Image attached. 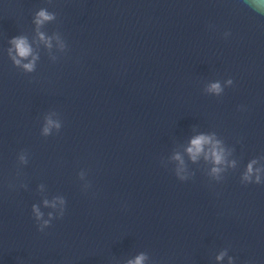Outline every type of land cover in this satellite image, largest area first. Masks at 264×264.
I'll use <instances>...</instances> for the list:
<instances>
[{
  "label": "clouds",
  "instance_id": "obj_1",
  "mask_svg": "<svg viewBox=\"0 0 264 264\" xmlns=\"http://www.w3.org/2000/svg\"><path fill=\"white\" fill-rule=\"evenodd\" d=\"M247 3L251 8H253V10L264 14V0H247ZM56 19L57 15L55 12H50L47 8H40L35 12L32 22L35 25V31L38 39L44 42L48 49L53 47L52 41L54 39L59 45L60 53H63L67 49V43L62 35L57 31L53 32L51 36H48L45 32L41 31V28L48 23L56 21ZM227 35L228 33H225V36ZM9 43L12 47L7 49V55L12 61L13 66L21 69L24 73L35 72L40 56L38 53H34L33 48L29 44L28 38L24 35L15 36L9 40ZM51 60L56 61L57 56H52ZM232 85L233 80L231 78L224 81L223 86L220 81L210 82L205 86L204 91L210 95L220 96L224 92V87ZM53 115L58 116V114L54 112L44 117V124L41 129V135L44 137L51 135L53 133V129H55L56 132H59L62 127L61 120L59 118L53 119ZM186 152L192 162H196L201 155L205 161H209L212 164V167L208 176L210 179L215 181L222 180L223 175L221 174L227 171L226 167H221L222 165L227 164V166L231 168H235L236 166V162L234 160L231 162L226 160V156L231 153L226 152L224 142L217 138V134L215 132L211 134H200L192 138L190 146L186 148ZM171 160L178 161L180 164V167L174 169V173L179 180L186 181L194 175L192 172H187L185 161L179 153H174L171 156ZM18 161L21 165H26L28 163V156L25 151H22L18 155ZM256 163V159H253L250 163H248L246 170L241 175L242 183H264V168L254 169L253 165ZM78 176L80 180H84L86 173L81 171L78 173ZM88 187H90L89 183L85 182L84 188L87 189ZM57 201L60 205L59 210L48 212L47 219L44 218L45 214L41 211L40 206L35 203L32 204L31 211L35 221L37 222L38 231L43 232L46 228L50 227L53 219L63 218L67 203L63 196L56 197L51 203L45 199L43 204L45 207L56 209ZM226 255L227 249L222 251L216 259L222 260ZM148 259V254L142 252L137 255L134 260H129L127 264H145V261ZM229 264H234V259L231 256L229 257Z\"/></svg>",
  "mask_w": 264,
  "mask_h": 264
}]
</instances>
